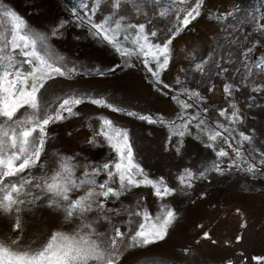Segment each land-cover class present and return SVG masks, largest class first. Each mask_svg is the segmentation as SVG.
I'll list each match as a JSON object with an SVG mask.
<instances>
[{"label":"rangeland","instance_id":"1","mask_svg":"<svg viewBox=\"0 0 264 264\" xmlns=\"http://www.w3.org/2000/svg\"><path fill=\"white\" fill-rule=\"evenodd\" d=\"M3 2L22 15L33 29L47 34L54 53L65 57L69 67L75 65L78 69L70 79L57 77L49 82L52 87L44 100L50 102L53 109L58 106L59 99L71 93L103 98L122 109L114 112L86 101L76 109L80 116L50 125V138L45 145V155L41 157L45 170L51 173L57 169L54 155L57 153L67 156L80 153L74 162L87 157L103 163L111 149L107 146L94 148L86 141L91 135L87 125L98 127L99 118L105 117L127 131L135 161L149 178L163 177L167 185L175 189L172 195L161 200L151 187L141 186L111 205L120 208L122 201L129 210L140 206L152 215L159 214L167 206L177 215L162 241L146 247L127 248L126 237L121 245L120 264H227L229 260L233 264H264V261L253 259L264 257V174L247 173L242 170L243 164L240 168L230 167L234 153L227 144L218 140L215 149L207 147V137L199 134L195 127L184 137L173 136L166 124L148 123L126 114L134 112L153 119L174 120L181 108L173 97H179L193 104L188 114H199L209 125L219 123L234 129L232 135L237 140L239 132L251 135L253 144H245L244 148L264 151V71L256 67L264 60V35L257 30V25L264 23V0H203L201 15L175 35L169 66L160 72L159 83L147 71L141 58L133 57L125 62L111 46L91 36L86 27H76L73 22L61 29L60 38L51 36L59 20H74L72 11H80L81 0ZM87 2L91 6L92 0ZM124 2L129 7L120 11L127 13L128 21L145 24L146 30L157 33L150 39L160 43L173 34L172 29L179 24L176 17H182L193 0L184 4L178 0H138L143 14H135L131 0ZM100 3L101 9L94 17L97 21L110 11L109 0H100ZM164 10L167 14L161 16ZM228 12L234 15L218 21L221 14ZM223 24L236 25L238 43L222 46L227 37L221 27ZM125 46H129V42L125 41ZM202 61H206L204 72L196 68ZM113 68L114 71H109ZM95 69L103 70L104 74H97ZM226 85L232 86L230 96L224 92ZM191 92L199 93L202 99L186 94ZM233 108L240 116L236 123L220 115L221 110L230 115ZM231 142L233 147L238 146L234 140ZM178 145H181L179 152L176 151ZM221 147L229 152V157L216 156V150ZM256 157L260 159L258 153ZM214 161L220 164L222 173L211 170ZM185 169L209 171L205 177L193 180L191 188H185L179 181ZM41 171L40 168L32 170L37 175ZM83 171L77 168L76 175L80 176ZM97 179H104V176ZM21 215L24 226L21 243L34 248L46 242L52 231L71 232L79 223L77 219L64 223L65 213L47 206L37 205L31 212ZM87 218L95 220L96 214L89 213ZM126 219V214H122L113 222ZM12 225V217L0 214V239L21 234L14 232ZM119 226L122 231L129 227L122 223ZM96 227L105 231L109 225L100 221Z\"/></svg>","mask_w":264,"mask_h":264},{"label":"snow or ice","instance_id":"2","mask_svg":"<svg viewBox=\"0 0 264 264\" xmlns=\"http://www.w3.org/2000/svg\"><path fill=\"white\" fill-rule=\"evenodd\" d=\"M186 2L187 0H178L180 4ZM109 5V13L97 21L94 17L101 9L100 0H92L91 6L87 0H81L80 11H72L74 20H59L52 29L51 36L60 38L61 29L73 22L76 27H86L91 36L111 46L125 62L133 57L141 58L147 71L159 83L160 72L169 66L175 35L201 15L203 0H193L184 10L183 16L176 17L179 24L172 29L173 34L160 43L150 39L156 37L157 33L146 30L145 24L128 21L127 13L120 11L129 7L124 0H109ZM131 9H134L135 14H143L138 0H131ZM236 10L239 11V8ZM166 14L167 10L160 13L161 16ZM233 15V12H228L217 19L223 21ZM221 27L227 33L226 44L222 46L238 43L236 32L239 29L236 25L223 24ZM257 30L264 35V23L258 24ZM125 41L129 42V46H125ZM248 52H251V48ZM205 63L206 61H202L196 68L204 72ZM256 67L264 71V60ZM114 70L115 68L109 69ZM77 71L75 65L68 66L65 57L54 53L48 43L47 34L33 29L22 15L0 0V214L12 217V230L21 233L15 238L8 236L0 239V264H120L121 245L126 237L127 248L146 247L157 243L166 238L169 228L177 218L176 212L167 206L156 215L140 206L129 210L123 206L122 201L120 208L111 206L120 201L121 197L132 193L134 188L141 186L151 187L155 196L161 200L172 195L175 189L170 188L163 177L149 178L135 161L133 145L127 131L117 127L108 118L100 117L98 127L87 125L91 135L86 143L94 148L107 146L111 149L103 163L90 161L87 157H83L80 162H74L80 153L75 156L57 153L54 154L57 169L51 173L45 170L46 166L41 157L45 155V145L50 138V125L80 116L76 109L86 101L108 107L114 112L122 111L103 98L79 93L67 94L59 99L58 106L53 109L51 103L44 100L45 94L52 87L49 82H54L57 77L70 79ZM95 71L99 75L104 74L103 70ZM224 92L230 96L232 86L226 85ZM186 94L202 99L196 92ZM173 99L181 108L174 120L166 121L162 117L153 119L134 112L126 114L137 116L148 123L166 124L173 136L184 137L195 127L199 134L207 137V147L215 149L218 140L227 144L234 153L230 167L240 168L243 164L245 167L242 170L247 173L264 174V151L255 147L244 148L245 144H253L251 135L239 132L237 140L232 135L234 129L219 123L209 125L199 114L187 113L193 107L192 103L179 97ZM220 115L226 116L230 123L240 120L235 108L230 115L225 110H221ZM68 135L71 136L72 133L69 132ZM233 140L238 146L233 147ZM181 145L176 147L177 152ZM216 156L229 157V152L221 147L216 150ZM37 168L42 170L39 175L32 172ZM77 168L84 169L80 176L76 175ZM211 170L221 173L224 171L215 161ZM207 171L209 169L198 172L185 169L179 176V181L185 188H191L193 180L205 177ZM101 175L104 179L98 181L97 178ZM74 193L78 195L74 196ZM37 205L62 211L65 213L64 223H71L73 219H77L79 223L71 232L52 231L46 242L39 247L23 244L21 241L24 226L21 213L31 212ZM89 213H95L96 219L89 220ZM122 214H126L127 219L114 223V218ZM137 217L139 220L135 219ZM100 221L106 222L109 228L99 231L96 225ZM121 223L129 227L122 231L119 226ZM204 236L208 238L207 233ZM253 259L264 261V257ZM227 264L233 262L229 260Z\"/></svg>","mask_w":264,"mask_h":264}]
</instances>
